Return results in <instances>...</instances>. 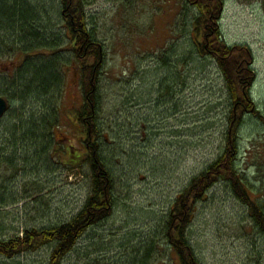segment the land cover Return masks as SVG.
Here are the masks:
<instances>
[{
    "label": "rangeland",
    "instance_id": "1",
    "mask_svg": "<svg viewBox=\"0 0 264 264\" xmlns=\"http://www.w3.org/2000/svg\"><path fill=\"white\" fill-rule=\"evenodd\" d=\"M222 2L223 39L229 46L251 48L254 55V84L249 93L261 116H244L237 138V167L252 199L264 207L262 3ZM29 4L45 10L50 21L55 19V32L64 35L61 22H56L58 0ZM197 9L186 0H87L89 28L105 49L99 113L106 130L104 156L116 179L117 204L111 217L90 228L62 264H141L143 260L144 264H181L166 243L152 245L151 239L160 237L156 235L158 219L166 216L188 179L222 153L231 115L230 94L218 64L201 57L195 47L192 26ZM0 44L5 47L10 41L2 45L0 40ZM61 50L66 63L59 96L63 116L61 128L55 130L54 147L48 146L43 155L44 146L35 141L33 149H21L17 157L10 149L2 158L12 156L16 165L0 167V183L9 192L0 186V195L5 193V207L0 204L3 238L28 228L65 223L78 214L89 195L87 169L70 170L67 159L63 157L62 164L55 154L60 145L79 151L86 139L72 112L84 102L80 71L73 54L67 48ZM11 61L3 58L0 80L5 77L1 72L9 68L8 77H12ZM4 97L10 107L0 119L1 130L22 119L24 106L31 115L40 111L30 96L15 101L9 93ZM51 99H56L52 86L46 100ZM34 182L41 187H34ZM188 235L203 264H264V235L227 185L215 186L198 205ZM52 249L53 245H45L14 258H0V264H48Z\"/></svg>",
    "mask_w": 264,
    "mask_h": 264
},
{
    "label": "trees",
    "instance_id": "2",
    "mask_svg": "<svg viewBox=\"0 0 264 264\" xmlns=\"http://www.w3.org/2000/svg\"><path fill=\"white\" fill-rule=\"evenodd\" d=\"M29 1L33 0H0V40L2 45L10 41V45L5 47L0 44V64L7 57L12 60L11 65L14 67L11 78L8 77V72H12L10 68L1 72L5 77L0 80V96L9 93L14 101L19 96H30L31 101L40 106V111L31 115L24 106L22 119L13 126L0 129V167H16L12 156L17 157L21 149H33L35 144L32 142L37 141L40 148L44 146L41 150L43 155H46L48 146L54 147L55 130L61 128L63 116L59 96L65 84L63 69L66 63L61 60V48L64 47L73 54L80 71L84 102L80 109H73L72 112L77 124L83 127L81 133H85L82 135H86V139L82 142L80 152L71 146L60 145L59 149H55V154H59L62 164L65 162L63 157L67 159L65 165L70 170L87 169L90 191L83 208L65 223L41 229L28 228L9 238H3L0 231V258H14L37 251L45 245H53L48 264H62L90 228L111 217L117 204L116 179L104 156L106 130L99 113L101 58L105 56V49L89 28L87 0H58L56 22H61L64 35L55 32V19L50 21L45 10L39 5L32 7ZM186 1L198 8L192 26L195 47L201 57H210L218 64L230 94L231 115L226 140L221 147L222 153L202 172L188 179L187 186L176 195L166 216L158 219L160 227L156 235L160 237H153L150 244L159 246L166 243L179 257L181 264H203L188 232L198 205L219 184L227 185L247 206L249 214L253 215V220L264 235V207L252 199L246 179L237 167V138L244 116L247 113L261 115L249 93L254 83V55L251 48L229 46L223 39L220 27L222 0ZM15 57L20 58L15 60ZM98 66L100 70H97ZM51 86L56 99L48 102L46 99ZM18 87H22V91L18 92ZM243 91L245 94L241 95ZM45 110L47 114H43ZM14 113L19 112L15 110ZM20 142L21 145L18 144ZM10 149L14 150L12 156L2 159ZM0 186L2 190L6 189L1 183ZM33 186L41 187L39 182H34ZM5 193L2 191L0 195V204L3 205ZM151 252V249L147 250L148 256H151ZM141 264H144V260Z\"/></svg>",
    "mask_w": 264,
    "mask_h": 264
},
{
    "label": "water",
    "instance_id": "3",
    "mask_svg": "<svg viewBox=\"0 0 264 264\" xmlns=\"http://www.w3.org/2000/svg\"><path fill=\"white\" fill-rule=\"evenodd\" d=\"M7 107L8 102L3 97H0V117L6 114Z\"/></svg>",
    "mask_w": 264,
    "mask_h": 264
},
{
    "label": "bare ground",
    "instance_id": "4",
    "mask_svg": "<svg viewBox=\"0 0 264 264\" xmlns=\"http://www.w3.org/2000/svg\"><path fill=\"white\" fill-rule=\"evenodd\" d=\"M76 71H77V70H76ZM253 84H254V83H253ZM252 87H253V86H252ZM251 90H252V89H251ZM0 97H2V96H0ZM3 98H4V97H3ZM4 99H5V98H4ZM5 100H6V99H5ZM6 101L8 102V100H6ZM253 102H254V101H253ZM9 107H10V105H9V103H8L7 112L9 111ZM61 109H62V106H61ZM70 110H71V109H70ZM72 111H73V109H72ZM7 112H6V114H7ZM6 114H5V115H6ZM5 115L1 116L0 119L3 118ZM52 155H53V154H52Z\"/></svg>",
    "mask_w": 264,
    "mask_h": 264
},
{
    "label": "flooded vegetation",
    "instance_id": "5",
    "mask_svg": "<svg viewBox=\"0 0 264 264\" xmlns=\"http://www.w3.org/2000/svg\"><path fill=\"white\" fill-rule=\"evenodd\" d=\"M261 3H262V11H263V20H264V0H261Z\"/></svg>",
    "mask_w": 264,
    "mask_h": 264
}]
</instances>
